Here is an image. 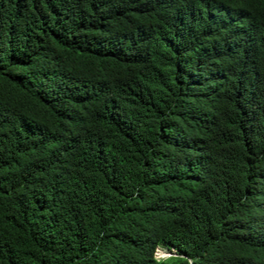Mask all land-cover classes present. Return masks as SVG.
I'll return each instance as SVG.
<instances>
[{
	"label": "trees",
	"instance_id": "16d2710c",
	"mask_svg": "<svg viewBox=\"0 0 264 264\" xmlns=\"http://www.w3.org/2000/svg\"><path fill=\"white\" fill-rule=\"evenodd\" d=\"M0 264H264V0H0Z\"/></svg>",
	"mask_w": 264,
	"mask_h": 264
},
{
	"label": "clouds",
	"instance_id": "9594fccd",
	"mask_svg": "<svg viewBox=\"0 0 264 264\" xmlns=\"http://www.w3.org/2000/svg\"><path fill=\"white\" fill-rule=\"evenodd\" d=\"M158 252V253H157ZM157 254H161V258H157ZM171 257H175V252L174 251H169L166 249H158L155 253V258L160 261V260H167Z\"/></svg>",
	"mask_w": 264,
	"mask_h": 264
},
{
	"label": "rangeland",
	"instance_id": "374dc122",
	"mask_svg": "<svg viewBox=\"0 0 264 264\" xmlns=\"http://www.w3.org/2000/svg\"><path fill=\"white\" fill-rule=\"evenodd\" d=\"M158 253V252H157ZM157 258L159 259V258H161V254H157Z\"/></svg>",
	"mask_w": 264,
	"mask_h": 264
}]
</instances>
